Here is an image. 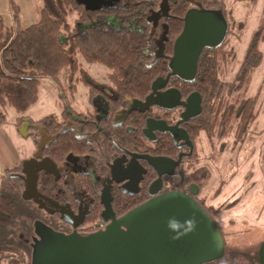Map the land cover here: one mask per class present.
I'll list each match as a JSON object with an SVG mask.
<instances>
[{
  "label": "trees",
  "instance_id": "1",
  "mask_svg": "<svg viewBox=\"0 0 264 264\" xmlns=\"http://www.w3.org/2000/svg\"><path fill=\"white\" fill-rule=\"evenodd\" d=\"M162 1L114 0L113 4L105 5L101 9L88 10L80 0H43L39 9L40 19L25 28L20 24V7L13 2L15 25L7 26L0 13V126L8 122L6 109L11 106L19 113L14 122L17 128L31 119L32 124L43 128L46 133L59 134L62 139H58L57 151L62 153L63 147L68 145L70 148L66 153L71 151L76 155H93L94 152L86 141L79 143L69 138L67 132H63V122L56 117L32 119L24 112L38 101L40 77L49 76L58 80L62 69L69 66L73 78L81 71L80 78L88 86L90 101L105 97L109 114L104 135L106 139L111 129L110 121L130 101L145 99L152 91L153 82L160 76L166 77L171 71L167 57L155 61V37L162 28L158 26L155 36H152L153 25L147 20L152 11L160 9ZM223 1L195 0L192 3L188 0H166L170 16L161 20L167 24L168 29L166 53L173 54L175 39L184 28V16L190 7L199 6L217 11L221 10ZM70 15L76 16L73 24L68 22ZM231 32V27L227 24L224 39L218 45L208 46L203 50L193 80L188 81L179 76H172L169 80V85L175 86L184 98L193 92L200 93L202 113L194 121L195 138L204 134L210 146L219 149L217 152L225 148L226 144L221 140L229 136L233 137L235 144L240 145L252 139L249 126L256 120L260 110L258 96H247V91L254 71L263 60L260 41L264 37V28L260 27L249 43L236 80L224 81L219 68L228 65L229 57L234 56V50L227 49ZM80 56L109 70L107 78L111 95L103 91L102 85L87 69L80 67ZM147 116L148 114H138L134 116L133 124L129 121L134 126L132 133L125 130L122 134L115 128L112 129L118 136L120 147L132 150L151 148L144 144L142 133ZM67 117L65 113V119ZM32 124L28 131L36 139L38 132ZM86 128L95 130V126L90 123ZM217 141H221L220 145H217ZM165 143L161 140L159 147H165ZM103 144L107 147L105 141ZM172 147V154L175 152L177 156L178 151ZM157 153L170 154L164 149ZM11 170L6 169L7 175L3 177L0 186V264H29L30 255L25 251L21 233L25 231L23 225L28 222L26 217L31 215V209L22 198L21 183L18 181L16 184L10 177ZM211 176L212 172L209 170L206 177L202 178L203 188L209 184ZM153 179L154 177H150L147 181L145 193H148L147 186ZM224 183L219 186L215 196L222 193ZM84 185L88 192H93L95 185L91 179L84 180ZM143 200L144 198L135 199L125 210L133 208ZM114 209H117L116 205ZM100 219L102 209L85 222V229L95 231L93 223ZM255 258H258V253L247 254L234 250L226 253L218 263L212 264H257Z\"/></svg>",
  "mask_w": 264,
  "mask_h": 264
},
{
  "label": "water",
  "instance_id": "2",
  "mask_svg": "<svg viewBox=\"0 0 264 264\" xmlns=\"http://www.w3.org/2000/svg\"><path fill=\"white\" fill-rule=\"evenodd\" d=\"M188 1L195 2V0ZM80 2L88 10H98L105 5L113 4L114 0H80ZM169 16V6L166 0H163L160 9L152 11L147 17L148 23L153 25L152 34L156 32L160 19ZM163 26L164 32L156 41L155 61L167 57L170 60L171 71L166 77L160 76L153 82V93L147 100H132L128 110L130 112L133 110L145 112L156 103L167 108L175 107L182 99L177 88L157 91L165 87L172 76L193 80L203 50L208 46L218 45L227 33V22L221 13L199 6L190 7L184 16V28L175 39L173 56H166L164 52L168 29L166 23ZM201 102L200 93H191L181 102L186 107L183 118L200 114ZM29 124L30 122L23 125V132L28 131ZM154 129L155 126L150 118L144 129L145 135L152 138L148 132ZM160 129L164 130V127ZM47 139L48 136L45 134L37 156H42V148ZM139 159H146L160 175V178L150 185V194L155 195L162 188V175L166 170L176 166L175 161L166 156L133 153L130 159L132 177L128 175L118 178L116 172H113V179H117L116 181L130 178L132 185H137V188L132 190L122 186L125 187L124 191H129L130 194L138 192V184L142 179L140 172L145 171ZM32 160L33 158L24 162V171L27 174L26 187L23 191L25 200L39 194L38 175L36 171L29 169ZM56 167V164H53V168ZM126 167L127 171L130 165ZM111 201V192L104 188L102 218L109 223L105 229L88 235H82L76 230L84 222H74L67 215L63 216L64 219L75 227L71 234L57 232L42 222H36L35 227L38 228L41 239L36 242L31 264H205L212 259L224 257L226 253L224 237L216 220L188 196L178 192L154 196L119 218L115 216ZM47 246L50 247L46 249ZM40 247L45 249L41 251ZM260 253L264 264V243Z\"/></svg>",
  "mask_w": 264,
  "mask_h": 264
},
{
  "label": "flooded vegetation",
  "instance_id": "3",
  "mask_svg": "<svg viewBox=\"0 0 264 264\" xmlns=\"http://www.w3.org/2000/svg\"><path fill=\"white\" fill-rule=\"evenodd\" d=\"M163 18L168 17H162L160 19L158 26L161 27L162 30L158 36L155 37V43L164 32V22H161ZM155 33L151 35L155 36ZM156 50L157 45L154 55ZM164 53L166 56L169 55L166 53V50ZM171 56H173V54ZM169 82L170 81H168L165 87L160 88L157 92L165 91L170 88H176L175 86H170ZM101 88L103 91H105V93L109 95L112 94V90L111 93H108L103 86ZM152 93L153 91L150 92V94ZM148 96L142 100H147ZM186 99L187 98H184L182 95L181 101H179L178 104H176L173 108H167L160 105L159 103H156L145 112L138 110H133L131 112L128 111L132 102L130 101L129 105L122 109L110 121L111 129H109V133H107V140L105 139L104 135L106 133V124L109 114L108 103L105 97H97L91 101L93 104H95L96 110L90 111L88 114L75 110L64 111L63 120H59L60 122H63V132H67V136L69 138H73L79 143L86 141L94 152L93 155H76L71 151L66 153V151L70 148L68 145L63 147L62 153L60 150L57 151L56 144L59 142L58 139H62L60 138L59 134H48L43 128L32 124L31 119H28L30 122L28 127L32 124L35 126V131L38 132L36 139H33L36 149L31 155L33 160L29 166V169L33 172L36 171L38 175L37 182L39 192L36 197H33L29 200H25L23 198L22 192V198L25 201V205L31 209V215L26 217V220L29 223L27 222L23 225V229H25V231L21 233L23 234L21 237L24 241V245L26 246L25 251L30 255L29 264L32 263V253L36 247V242L41 239L38 228L36 229L35 227L36 222H42L57 232L71 234L75 230V227L73 224L64 219L63 216L67 215L74 222H84L82 226H78L76 228V230L82 235H88L90 233L102 230L100 228L97 229L95 223H93L95 231H87L85 229L87 227L85 226V222L89 218L93 217L100 209H102V211L104 210V203L102 202V191L104 188H107L111 192L112 208L114 210L115 216L118 218L126 214L131 209L143 204L151 198H154V196H159L164 193L178 192L194 199L210 214L212 218L216 220L224 237L225 249L227 253L229 238L218 221V214L215 213V210L213 209L215 207L213 204H211L216 200L214 198L218 196H206L205 188L202 186V178L206 177L209 169L206 162H201V157L203 155H214L212 153L213 150L210 146V143H208V147L210 146L211 148L210 151L208 153L202 154L203 147L200 148L199 146L201 136L199 138H195L196 136L193 129L194 121L197 116L201 115L202 111L200 114L194 117H188L184 119L183 112L186 110V107L181 102L185 101ZM65 113L68 116L66 119ZM138 114L144 116L148 114L142 133L145 138L144 144L151 147L149 150L144 147L139 148V150H132L123 146L120 147L117 134L112 132V129L115 128L118 133L123 134L125 130L132 133L134 126H131L129 121H132L133 124L134 116ZM150 118L152 119L153 126H155L154 131L148 132L152 138L146 136L144 133V129L147 126V120ZM88 123L95 126V130H87L86 125H88ZM161 127H164V130H161ZM43 131L48 136V139L42 148V156H37L39 145L45 136ZM185 135L187 138H185ZM65 136L66 135H63V137ZM161 140L166 142L165 147L163 148L159 147ZM103 141L107 143V147L103 144ZM172 146H174L178 151L177 156H175V152L172 154ZM163 149L166 150V152H170V154L157 153L159 150L162 151ZM133 153L150 156H166L175 161L176 166L171 170H166L162 175L163 185L162 188L158 190L157 194H150V185L157 181L158 178H160V175L146 159H139L140 163L145 168V171L140 172L142 179L138 184L137 193L130 194L129 191H124L125 187L129 188L130 190L137 188V185H132L130 178L120 182L116 181L117 179L115 178L113 179V172H116V177L118 178L128 175L132 177V166L130 164V159ZM64 154L65 156H63ZM113 163L114 165L112 166ZM53 164H56L57 166L55 169L53 168ZM128 164L130 167L128 168L129 170L126 171V166ZM8 168L12 169L9 172L10 177L17 182L16 184H18L19 181L24 191L26 187L25 179L27 174L24 171L25 166L23 162L17 166L7 167L5 169L0 168V185L2 183L3 177L7 175L6 169ZM150 177H154V179L151 181V184L147 186L148 193H145V185ZM87 179H91L95 185L93 192L92 190L89 192L86 190L84 180ZM123 185L125 186L124 188H122ZM143 198L144 200L138 205L125 210V208L132 201ZM114 205L117 207L116 210L114 209ZM108 223L109 222H106V226ZM256 240L253 241L252 239V243H245L246 248L242 246L243 242H236L235 245L240 244V246L246 251L258 253V258H255V260L257 261V264H263L261 261L262 257L260 251L264 243V236L259 240L258 243ZM48 247L50 246H47L46 249H48ZM39 249L43 251L45 247H40ZM226 253L224 257L226 256ZM36 255L37 253L34 255V257ZM224 257L212 259L207 263H212L216 260L220 261Z\"/></svg>",
  "mask_w": 264,
  "mask_h": 264
},
{
  "label": "rangeland",
  "instance_id": "4",
  "mask_svg": "<svg viewBox=\"0 0 264 264\" xmlns=\"http://www.w3.org/2000/svg\"><path fill=\"white\" fill-rule=\"evenodd\" d=\"M13 2L20 7L22 27L25 28L40 19L39 9L43 0H0V13L7 26L16 24L12 11ZM217 11L222 12V17L231 27L227 49L234 50V56L229 57L230 63L219 68V73L224 81H235L249 43L260 27L264 28V0H224L221 10ZM75 18V15H70L68 22L73 24ZM260 49L263 60L254 71L247 91V96H258L260 108L258 117L249 126L253 138L240 145L235 144L233 137L229 136L221 140L226 144L222 151L217 152L218 148H212L214 155L201 157V162H206L212 172L211 180L205 188L206 196L215 195L222 182H225L222 193L211 204L216 208L218 221L229 238L227 253L238 250L254 254L255 252H248L243 248H246L245 243H252V239H257L258 243L264 236V37L260 41ZM79 60L80 67L87 69L111 93L107 78L109 70L101 64L90 63L81 56ZM71 74V67L66 66L60 72L58 80L49 76L40 77L38 101L24 114L32 119L54 116L63 120L64 111L75 110L86 114L95 111L96 106L90 101L88 86L80 78L81 71L74 78ZM6 114L8 122L0 126L1 169L24 163L36 149L29 131L23 132V126L17 128L14 124L19 115L16 109L10 106L6 109ZM28 123L26 121L25 125ZM221 141H217V145ZM208 143L203 134L199 141L200 148L203 147L202 154L210 151ZM236 242H243V247L240 244L235 245ZM218 262L216 260L212 263Z\"/></svg>",
  "mask_w": 264,
  "mask_h": 264
},
{
  "label": "built area",
  "instance_id": "5",
  "mask_svg": "<svg viewBox=\"0 0 264 264\" xmlns=\"http://www.w3.org/2000/svg\"><path fill=\"white\" fill-rule=\"evenodd\" d=\"M95 226L96 228H100V229H104L106 226V222L103 219L98 220L97 222H95Z\"/></svg>",
  "mask_w": 264,
  "mask_h": 264
}]
</instances>
